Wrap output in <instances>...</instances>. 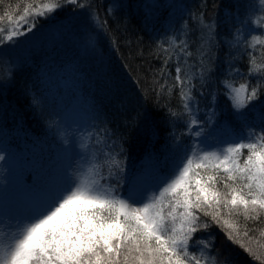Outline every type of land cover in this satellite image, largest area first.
<instances>
[{"label":"snow or ice","instance_id":"snow-or-ice-1","mask_svg":"<svg viewBox=\"0 0 264 264\" xmlns=\"http://www.w3.org/2000/svg\"><path fill=\"white\" fill-rule=\"evenodd\" d=\"M258 4L260 17L241 21L225 41L237 56L248 57L245 74L229 51L219 79L231 118L223 119L216 107V25L194 17L196 40L185 24L157 45L162 66L154 90L158 97H179L168 115L174 126H183L172 133L166 169L147 181H129L123 194V148L107 129L88 134L77 166L66 153L62 172L38 176L30 196L0 206V264H219L211 237L196 235L211 224L264 264V243L250 235L264 237V226L240 223L264 225V109L257 113L254 103L264 94V0ZM66 5L92 7L89 0H0V49L15 47ZM92 19L98 27L106 23L95 13ZM12 67L0 53V78H9ZM199 98L206 99L203 109Z\"/></svg>","mask_w":264,"mask_h":264},{"label":"trees","instance_id":"trees-1","mask_svg":"<svg viewBox=\"0 0 264 264\" xmlns=\"http://www.w3.org/2000/svg\"><path fill=\"white\" fill-rule=\"evenodd\" d=\"M89 2L91 9L84 10L66 5L51 18L41 19L32 33L43 35L64 29L61 34L72 31L77 37L91 36L95 43V51L91 55L97 58L96 67L92 62L80 63L72 51L59 53L56 46H66L65 39L53 45L44 42L27 45L25 37H21L15 47L5 45L0 49V53L13 64L11 76L0 78V143L13 145L18 159L14 161L9 155L11 166L28 164L31 166L30 172L41 176L43 173L40 171L44 168L38 163L40 154L35 153L34 145L39 146L40 153L49 152L48 143L52 138L46 135L45 127L49 124V129L55 120L62 118V112L66 106L72 107V102L82 99V104L87 105L96 96L97 110L93 114L95 130L107 129L117 149L123 148V192L126 182L140 171L145 159L154 163V160L165 158L164 153H170L172 133H179L183 127L174 126L168 115L169 107H179V97L175 94L171 99L158 97L154 90V78H160L158 73L162 66V61L156 56L157 45L166 41L174 32L178 34L185 24L192 30L191 39L196 40L200 28L194 17L203 16L206 23H215L218 47L214 59L216 71L213 78L216 84L213 88L219 90L217 110L227 120L231 118V104L223 95L219 79L227 68L229 51L236 56L235 66L245 74L248 57L237 56L236 50L229 49L224 42L231 39L236 28L241 27V21L258 19L261 12L258 0H178L174 6H168L166 0ZM171 2L173 0H169L170 5ZM93 13L106 22L103 27L94 23ZM225 20L231 24L227 29L222 28ZM248 27L251 29L252 26ZM195 48L194 43L192 49ZM20 51L26 52L21 54ZM52 53L64 56V62L58 55L55 58L45 55ZM59 64V67L65 66L62 75L56 74L59 69L55 67ZM169 67L174 75V67ZM2 73L3 68H0V77ZM62 80L77 81V85L67 93L58 91L57 87ZM252 82H255V78H252ZM66 96L72 101L66 100ZM254 103L259 113L264 109V94ZM205 104L206 99L203 104L200 103V107L204 108ZM91 143H94V139ZM22 171L29 174L28 170ZM240 223H247L250 228L264 226L246 222L243 218H240ZM196 235L205 239L211 237L212 254L217 257L219 264H260L259 260L238 244L228 240L215 224ZM250 235L264 243V237L258 231ZM250 246L255 248L256 244Z\"/></svg>","mask_w":264,"mask_h":264},{"label":"rangeland","instance_id":"rangeland-1","mask_svg":"<svg viewBox=\"0 0 264 264\" xmlns=\"http://www.w3.org/2000/svg\"><path fill=\"white\" fill-rule=\"evenodd\" d=\"M166 1V4L168 6H174L178 3V0H173L170 5L169 0ZM88 21L91 20L88 19ZM229 26H231V24L228 20L222 22V28L227 29V27ZM62 31H64V29H58L54 32H48L47 34L43 35H34L33 33H30L25 37L24 41H27V45L29 43L38 44L41 42L53 45L54 42H59L62 39H65L67 41L66 46H56V49L57 51H59V53L72 51L78 59L90 56L91 53H94L93 51H95V43L93 42V38L91 36L82 35L77 37L76 34L72 31H67V34L64 35L61 34ZM56 36H59V38H57ZM20 52L21 54H24L26 51ZM45 55H51L53 56V58L58 55L63 59L62 63L65 60V57L59 54L52 53ZM59 66L60 64L55 67L59 69L56 74L62 75L63 71L65 70V66ZM40 71H42V69H40ZM76 85L77 81L68 82L67 80H62L61 83H59L57 90H62L67 93L72 91L76 87ZM65 99L72 101L69 96H66ZM96 100L98 101V97L95 96V98H93L87 105L82 104V99H79L77 102H72L73 106L70 108L66 106V110L62 112V118H58V120H55L51 124L49 129V124L45 127L46 135L52 138L48 143L49 152L44 154L43 152L40 153V150H38L39 146L34 145L35 153L40 154L38 163L42 169L44 168V170L40 171L41 173H43L41 176H47L49 173L62 172L69 163L68 155H66V153L71 155V162L73 167L79 164L80 157L84 155V151L81 149L80 144L84 141L88 134L91 133L93 135L94 131H96L92 121V119L95 120L93 114L94 111L97 110ZM204 101L205 98H200L201 104H203ZM201 108L203 109V107ZM209 130L211 131V129ZM223 134L226 135V133ZM89 144L91 146V141H89ZM0 155H3L5 157L4 160H0V206H12L23 201L31 195V193L29 192V188L37 180L38 175L33 171L30 172L31 166L28 164H18L20 166L16 167L10 165L11 160L9 159V155L13 157L14 161L18 159L15 154L13 145H9L5 142L0 143ZM24 155L26 156L27 153L24 152ZM168 156L169 153H164L165 158H162L160 162H157L155 164H149L148 161H144L140 169L142 173H137V175L134 176L131 181L138 178L145 181L150 180L153 172H158L165 169V167L167 166L166 160ZM162 163H164L165 165ZM22 170H28L27 172H29V174H26ZM125 189H127L126 186ZM124 192L125 190L122 193Z\"/></svg>","mask_w":264,"mask_h":264},{"label":"bare ground","instance_id":"bare-ground-1","mask_svg":"<svg viewBox=\"0 0 264 264\" xmlns=\"http://www.w3.org/2000/svg\"><path fill=\"white\" fill-rule=\"evenodd\" d=\"M80 63H82V61H84L86 64L89 63V62H92V65H94L96 67L97 65V58L94 56V55H90V56H87V57H83V58H80L78 60Z\"/></svg>","mask_w":264,"mask_h":264}]
</instances>
